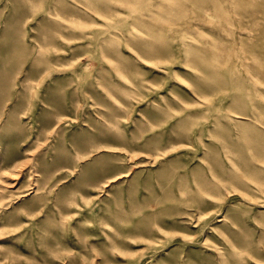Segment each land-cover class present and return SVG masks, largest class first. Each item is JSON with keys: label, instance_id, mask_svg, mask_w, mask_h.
<instances>
[{"label": "rangeland", "instance_id": "rangeland-1", "mask_svg": "<svg viewBox=\"0 0 264 264\" xmlns=\"http://www.w3.org/2000/svg\"><path fill=\"white\" fill-rule=\"evenodd\" d=\"M0 264H264V0H0Z\"/></svg>", "mask_w": 264, "mask_h": 264}, {"label": "bare ground", "instance_id": "bare-ground-1", "mask_svg": "<svg viewBox=\"0 0 264 264\" xmlns=\"http://www.w3.org/2000/svg\"><path fill=\"white\" fill-rule=\"evenodd\" d=\"M235 13V12H234Z\"/></svg>", "mask_w": 264, "mask_h": 264}]
</instances>
